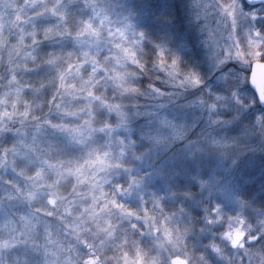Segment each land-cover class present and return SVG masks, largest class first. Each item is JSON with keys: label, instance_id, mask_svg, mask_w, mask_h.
<instances>
[{"label": "snow or ice", "instance_id": "1", "mask_svg": "<svg viewBox=\"0 0 264 264\" xmlns=\"http://www.w3.org/2000/svg\"><path fill=\"white\" fill-rule=\"evenodd\" d=\"M192 5L194 18L201 21L203 42L214 66L223 67L232 60L251 64V72L247 74H232L231 70L222 72L226 91L209 88L189 102L199 108V116L206 119L201 127V136L188 141L186 147L195 151L204 144H210L226 151L229 145L237 142V137L224 133L217 135L216 130L236 121L248 107V102L238 91L241 85L250 82L255 90L253 95H258L264 102V81H258L253 72L254 68H264V0H259L257 8L246 5L245 0H192ZM15 7L19 29L15 41L6 38L0 29V45L9 50L7 92L14 97L9 101L7 96L0 95V134L8 131L6 125L9 120L19 118L24 128L26 121H31L35 132L46 128L58 130L71 143L84 146L86 151L75 161L71 158L36 160L31 151L25 152L32 160L29 178L35 188L22 191L17 185L16 192H6L8 198L24 197L34 201L36 189L40 187L36 181L44 178L47 168L54 167L57 183L61 179L72 181L73 200L79 199L75 194L77 187L85 183L89 186L82 194L85 197L81 201L83 211L75 212L71 203L63 205L64 211L76 214L82 220L90 218L96 222L102 234L114 241L119 249V255L115 256L117 264H211L206 252H196L189 247L190 237L197 229V220L202 221L198 226L199 233H211L213 237L207 240L206 248L224 258L226 264H264V197L243 196L230 186L219 185L214 177L203 178L198 174L194 179L199 183V199L189 188L177 192L171 185L166 194L151 190L145 198L143 178L130 173L126 183L117 181L106 189L110 182L107 171L124 167L123 158L137 143L127 136H115L113 129L127 126L134 116L146 115L150 119L140 130L142 139L159 144L169 137L186 138L188 129L197 126L199 117L191 121L185 117L178 120L169 114L165 105L184 89L198 88L203 83L201 74L183 67L180 56L163 41H152L149 63L145 48L149 37L145 30L137 27L133 12L123 14L116 11L120 7L117 0H82L77 12L69 11L66 0H24ZM29 8L32 11L26 14ZM22 24H29L30 28L25 29ZM42 42H49L51 48L41 49ZM40 65L47 66L48 70L47 77L41 78L40 83L25 82L21 78V72ZM153 72L159 75H152L146 85L139 82V77ZM156 81H163L169 90L166 91ZM45 86L52 89L40 105L41 108L47 105V112L37 114L25 91L33 89L42 93ZM141 96L144 101L139 99ZM250 102L254 103V100ZM228 107L235 109L232 116L225 115ZM113 112L118 117L116 124L110 119ZM53 113L56 119L52 118ZM12 131L17 136L21 133L20 129ZM257 132L260 134V149L264 151V111L256 112L248 120L242 135ZM98 135L110 139L104 144H96ZM27 138L28 133L25 132L24 139L19 140V145L14 143L11 151L23 150L21 146L37 148V136H32L31 144H25ZM8 154L9 148L5 146L3 158L7 159ZM101 171L105 175H100ZM20 174H24V169H20ZM133 191L137 192L140 201L135 207L120 200L118 195ZM165 195L179 196V204L169 208ZM61 203L58 193L52 191L46 196V204L51 211L47 207H37L21 214L18 220L14 217L5 219L0 228L8 232L9 239L0 240V247H7L10 242L19 243V227L26 241L31 239L35 250L43 248L47 255L52 251L49 245L55 241L46 229V239L41 245L35 238L39 233L37 225L41 221L47 224ZM193 206L197 211L203 209L202 216L193 215ZM250 209L255 214V222L248 214ZM225 220L226 229L213 232L214 226ZM137 232L151 236L157 248L167 252L166 260L159 253L149 254ZM216 236L220 239L217 240ZM250 241L254 243L249 245ZM82 243L90 252L83 255L78 264H107V257L102 256L94 244L87 239ZM228 245L234 250L235 258L228 255ZM63 247L57 246V257L61 256ZM46 264H56V261L49 258ZM60 264H77V261L71 252H67Z\"/></svg>", "mask_w": 264, "mask_h": 264}, {"label": "rangeland", "instance_id": "2", "mask_svg": "<svg viewBox=\"0 0 264 264\" xmlns=\"http://www.w3.org/2000/svg\"><path fill=\"white\" fill-rule=\"evenodd\" d=\"M138 1L117 0L120 7L116 11L123 14H127L128 11L133 12V19H135L137 27L143 30L145 29L141 25L147 17H149L147 20L148 24L152 23L150 18H154L153 22L163 25L167 35L170 32L172 33L169 40L174 41L175 44L171 46L172 44L168 40H166V43L171 50L180 56L182 66L198 71L203 79V83L198 88L184 89L178 97L166 104V110L170 115H175L178 120L184 117L189 121L194 117H199V120L196 127L188 129V135L184 139L169 137L168 140L159 144L146 138H143L144 143L141 144L140 140L135 144V146L139 145L138 148L134 146L123 158L122 164L124 167L107 171L110 182L106 184V189L111 188L112 184L117 181H125L126 183L130 173L132 176L143 178V195L147 198L151 194V190L166 194L170 190V185L177 192H182L184 190L183 184L185 177L188 175L194 177L198 174L203 178L209 176L214 177L219 185L230 186L243 196L254 198L264 197V151L260 149V134L257 132L247 136L242 135L248 120L256 112L260 111L254 95L246 91V89H249L247 82H244L238 91L241 92L242 98H245L246 102H248V107L241 114V117L226 126V128L221 129L228 136H236L237 142L229 145L226 151L216 148L210 150L203 141L201 143L204 144V147L196 149L195 151H190L186 147L188 141L197 138L199 129L203 126L204 120L206 119V117L199 116L201 110L190 105L189 102L194 97L206 92L209 88L214 91H226L227 89L224 87L225 81L221 79L222 72L231 70L232 74H247L249 73L251 64H241L232 60L228 61L223 67L218 68L214 66L203 42L204 33L200 28L201 21H197L193 16L192 0H177L179 5L176 7L179 11L176 10L175 12L172 10V6L169 8L165 7L164 0H162V8L158 10V14L155 15L153 13V17H150L146 13V10L152 8L151 2L148 1L144 4H139ZM23 2L24 0H0V29H3L4 36L13 42L19 33L15 20L17 12L15 5ZM81 2L82 0H66L68 9L71 6H76L78 9L76 11L80 10ZM252 7L257 8L259 5ZM31 11V8L27 9L26 14ZM177 12L179 14L176 16L175 14ZM166 15L168 16L166 17ZM21 26L25 29L30 28L29 24H22ZM115 26L119 27V24ZM51 46L49 42L41 43V49L43 50H48ZM8 56V48L0 45V57H2L0 59V95L7 96L9 101H11L14 97L7 92L8 70L10 67L7 62ZM20 75L22 79H25V82L38 84L40 83V79L44 78L43 76L47 77V66L40 65L37 68H30L25 72H21ZM163 86L166 88V91L169 90V86L164 82ZM51 90V86H45L42 93L35 92L33 89H27L25 91V96L35 106L37 114L47 112V105L43 108L40 105L44 96L51 94ZM251 100H254V103L250 102ZM20 106L23 107L22 102ZM234 113L235 109L232 107L225 109V115L227 116H232ZM52 118L56 119L55 113L52 114ZM149 119L150 117L146 115L134 116L127 126L113 129V134L118 137L127 136L129 139L133 132H137L140 136L141 128L145 126L146 121ZM134 122L137 125H134ZM6 128L8 131L0 134V161H3L0 162V224L5 219L12 217L18 220L21 214L30 210L34 211L37 207H47L51 211V207L46 204V196L52 191L58 193L62 203L55 209L54 215L49 218L47 224L41 221L37 225L39 233L35 238L39 239L41 245L44 244V240L46 239V229L52 233L55 242L49 245L52 248L51 252L45 255L43 248L40 251L35 250L31 239L26 241L25 234L18 227L17 240L19 243L15 244L10 242L7 247H0V264L18 263L20 255L17 256L16 252L22 249L28 250L31 253H33V250V255L36 257L35 262L38 264H46V260L49 258L55 260L56 264H60V260H62L63 255L67 254V252L72 253L73 259L78 264L80 258L90 252V249L82 243L84 239L94 244L102 256L107 257V264H117L115 256L119 255V249L115 246L114 241L106 238L102 234L96 222L90 218L82 220L78 215L69 214L64 211L63 205L68 203H71L75 212L83 211L81 201L85 197L82 194L89 187L86 183L82 187H77L75 194L79 199L73 200L74 191L72 181L70 179H61L57 183V170L53 167L47 168L44 178L36 181L40 187L36 189V198L34 201H28L24 197L10 200L6 195V192H16L17 185L22 191H33L35 188L32 179L29 178L31 176L32 160L25 155V152L31 151L36 160L51 158L54 161H60L71 158L75 161L80 158L83 151H86L84 146L71 143L62 132L52 128L35 132L31 121H26V128H24L21 126L19 118L9 120ZM13 129H20V135L17 136L12 131ZM25 132L28 133L25 144H31L32 136L35 135L37 136V148L29 149L21 146L23 150H18L13 153L11 151L12 145L14 143L19 145V140L24 139ZM165 134H167L166 130ZM107 139H110V137L98 135L95 143L104 144ZM5 146L9 148L7 159L3 158V149ZM71 149L76 150L77 154H70ZM137 150L141 153L133 156L135 160L132 161L133 158L131 159L128 155L129 153H135ZM189 164L194 165L191 172L188 170ZM20 169H24L23 175L20 174ZM100 175H105V172L101 171ZM8 181H12V183H8ZM193 183L199 189L198 181L194 179ZM189 189L192 190L191 187ZM118 195L120 200L131 206L135 207L140 203L136 191ZM179 200V196L172 198L165 195V202L169 208L178 205ZM202 212L203 209L201 208L198 213H193V215L202 216ZM248 214L252 222H255L254 212L250 209ZM226 227L227 221L225 220L223 223H217L213 228V232L218 233L226 229ZM136 234L139 236L144 249L149 254L159 253L162 259L166 260L167 252L158 249L151 236L146 233L141 235L137 232ZM210 238H213L211 233L200 234L197 227L196 231L190 237L189 247L196 252H206L211 264H226L224 258L218 257L210 248H206L207 240ZM215 238L217 240L220 239L219 236ZM6 239H9L8 232L0 228V240ZM101 241H103V245H101ZM253 243L250 241L249 245ZM58 245L64 246L61 249L60 257L55 255ZM69 245L72 247H69ZM226 251L228 255L235 258L234 250L230 245H228Z\"/></svg>", "mask_w": 264, "mask_h": 264}, {"label": "trees", "instance_id": "3", "mask_svg": "<svg viewBox=\"0 0 264 264\" xmlns=\"http://www.w3.org/2000/svg\"><path fill=\"white\" fill-rule=\"evenodd\" d=\"M151 2V5H152V8L149 9V10H146V13L149 14L150 17H153V13L158 14V10L162 8V5H163V2L162 0H139V4H144L146 2ZM154 1V2H153ZM157 4V5H156ZM164 4H165V7L169 8L172 6V10L175 12L176 10H178V8L176 7L177 5H179L177 3V0H164ZM156 5V7H154ZM170 5V6H168ZM153 8H154V11H153ZM76 6H71L69 7V11L70 12H77L76 11ZM78 10V9H77ZM172 11V12H173ZM179 11V10H178ZM179 14V12H177L175 15L177 16ZM168 15H166L167 17ZM158 18V17H157ZM149 19V17L146 18V20H144V23L141 25L142 28H144L146 30V34L147 36L149 37V39L146 41L145 43V48H146V56H147V59L149 61V63H151V59H152V50H153V44H152V41H157V42H165L166 43V40H168V42H170L171 46H173L174 41L172 40H169L170 37H171V32L167 35L166 32H165V29H164V26L163 25H160L158 24L157 22H153V19L154 18H150V20H152V23L151 24H148L147 23V20ZM166 35V36H165ZM169 44V43H168ZM173 48V47H172ZM171 49V48H170ZM152 75H159V73H151L149 75H144V76H141L139 77V82L142 84V85H146L147 83H149L152 79ZM44 78H46V76H43ZM159 85H161L164 89H166L164 86H163V81H156ZM249 88V87H248ZM250 89V88H249ZM252 94H254L252 91H250ZM109 94H111V89H109ZM255 97V96H254ZM141 101H144L145 98L143 96H141L139 98ZM258 105V104H257ZM258 108L260 111H263L264 108H261L259 105H258ZM110 119H111V122L113 124H116L118 123V117L116 115L115 112L111 113L110 114ZM134 125H137L136 122H134ZM130 139H134L137 141V143L141 140V137L139 136V134L137 132H133L132 135H131V138ZM139 145H136L135 148H138ZM65 153H67L65 151ZM73 153V154H77L76 150L74 149H71L70 151V154ZM141 152H139V150H137L135 153L131 154L129 153V157L134 161L135 160V157L133 156H137L139 155ZM128 160V159H127ZM32 252L34 253V251L32 250ZM33 253H31L30 251L28 250H25V249H22L21 251L18 250L16 252L17 256L20 255V257L18 258L19 261L18 263L16 264H38L35 262V258Z\"/></svg>", "mask_w": 264, "mask_h": 264}, {"label": "clouds", "instance_id": "4", "mask_svg": "<svg viewBox=\"0 0 264 264\" xmlns=\"http://www.w3.org/2000/svg\"><path fill=\"white\" fill-rule=\"evenodd\" d=\"M221 133H223V132L221 131V129H217V130H216V134H217V135H219V134H221ZM200 136H201V128L199 129V132H198V136H197V137H200ZM140 143H141V144L144 143L143 139H141ZM208 148H209L210 150H211V149H215V146L209 144V145H208ZM193 167H194L193 164H189V166H188V170H189V172H191V170H192ZM193 181H194V177H193L192 175H188L187 177H185V182H184V184H183V187H184V188H185V187H187V188L191 187V189H192L191 191L193 192L194 196H195L197 199H199L200 188L197 189V188H196V185L193 183ZM192 211H193V213H198V212H199V211L196 210L195 206H193ZM194 216H195V215H194ZM201 222H202V221H200V220H197V221L195 222L196 225H197V227L199 226V224H200Z\"/></svg>", "mask_w": 264, "mask_h": 264}, {"label": "water", "instance_id": "5", "mask_svg": "<svg viewBox=\"0 0 264 264\" xmlns=\"http://www.w3.org/2000/svg\"><path fill=\"white\" fill-rule=\"evenodd\" d=\"M245 3H246V5L252 7V6L259 5V0H245ZM250 72H251V65H250L249 73H250ZM253 72H254V74H255V76H256V79H257L258 81H264V68H254V69H253ZM247 84H248V87H249V88L252 90V92L254 93L255 90L252 89V86H251L250 82H247ZM255 98H256L257 104H258L261 108H264V102H261V101L259 100L258 95H255Z\"/></svg>", "mask_w": 264, "mask_h": 264}]
</instances>
